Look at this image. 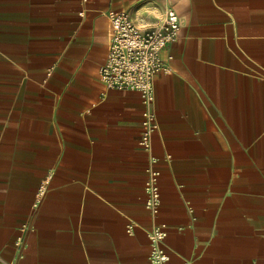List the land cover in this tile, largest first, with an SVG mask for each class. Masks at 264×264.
Segmentation results:
<instances>
[{
    "label": "crops",
    "instance_id": "crops-1",
    "mask_svg": "<svg viewBox=\"0 0 264 264\" xmlns=\"http://www.w3.org/2000/svg\"><path fill=\"white\" fill-rule=\"evenodd\" d=\"M167 3L145 152L139 96L99 69L111 15L156 28L166 1L0 0V264H150L160 225L169 264H264V0Z\"/></svg>",
    "mask_w": 264,
    "mask_h": 264
},
{
    "label": "built area",
    "instance_id": "built-area-1",
    "mask_svg": "<svg viewBox=\"0 0 264 264\" xmlns=\"http://www.w3.org/2000/svg\"><path fill=\"white\" fill-rule=\"evenodd\" d=\"M158 27L138 29L124 13L111 15V40L105 63L99 69V78L106 91L136 93L143 106L140 120L139 145L145 152L151 150V137L157 130L156 117L152 111L155 101L154 81L169 72L163 51L177 41L180 29L179 19L168 0ZM145 208L155 212L160 204L157 187L159 173L148 168L145 171ZM49 178L41 183L37 199L43 197ZM36 207V204H35ZM128 228L127 232L130 233ZM150 241V264H169L164 246L166 237L163 225L152 228L148 233ZM20 242L18 240L17 245Z\"/></svg>",
    "mask_w": 264,
    "mask_h": 264
}]
</instances>
